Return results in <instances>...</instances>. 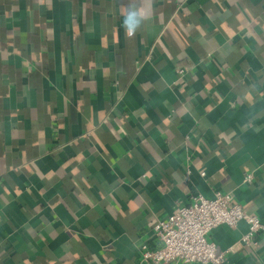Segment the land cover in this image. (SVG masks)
Wrapping results in <instances>:
<instances>
[{
  "label": "crops",
  "instance_id": "0c3cea01",
  "mask_svg": "<svg viewBox=\"0 0 264 264\" xmlns=\"http://www.w3.org/2000/svg\"><path fill=\"white\" fill-rule=\"evenodd\" d=\"M217 190L264 223V0H0V264H145ZM246 231L210 238L264 264Z\"/></svg>",
  "mask_w": 264,
  "mask_h": 264
},
{
  "label": "built area",
  "instance_id": "2783aa9c",
  "mask_svg": "<svg viewBox=\"0 0 264 264\" xmlns=\"http://www.w3.org/2000/svg\"><path fill=\"white\" fill-rule=\"evenodd\" d=\"M178 73L185 75L184 69ZM205 175V172H202ZM245 182L252 181L250 173ZM246 222L247 231L241 243L257 247L258 233H264V223L242 205L232 192L215 191L212 197L192 193L186 203L179 204L164 218L152 225L153 242H141L140 259L145 264H230L232 247L221 250L211 240L213 229L220 225L235 228Z\"/></svg>",
  "mask_w": 264,
  "mask_h": 264
},
{
  "label": "clouds",
  "instance_id": "9594fccd",
  "mask_svg": "<svg viewBox=\"0 0 264 264\" xmlns=\"http://www.w3.org/2000/svg\"><path fill=\"white\" fill-rule=\"evenodd\" d=\"M144 15L145 13L137 10L134 5L126 9V15L123 18V27L130 36L134 35L136 30L140 28V21L144 18Z\"/></svg>",
  "mask_w": 264,
  "mask_h": 264
}]
</instances>
